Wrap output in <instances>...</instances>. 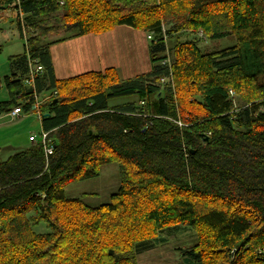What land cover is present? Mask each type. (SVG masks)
<instances>
[{
	"label": "trees",
	"instance_id": "16d2710c",
	"mask_svg": "<svg viewBox=\"0 0 264 264\" xmlns=\"http://www.w3.org/2000/svg\"><path fill=\"white\" fill-rule=\"evenodd\" d=\"M150 2L0 0L17 10L21 36L23 25L50 30L56 12L74 36L119 25L152 36L151 70L130 78L110 67L58 79L52 42L35 36L9 57L0 115L21 105L29 112L24 82L29 58L38 59L53 152L37 139L0 158V264H136L140 244L179 224L198 233L185 251L193 264H264V0ZM185 31L237 43L204 52L197 40H179L169 63L167 38ZM113 162L121 185L108 202L66 195Z\"/></svg>",
	"mask_w": 264,
	"mask_h": 264
},
{
	"label": "rangeland",
	"instance_id": "374dc122",
	"mask_svg": "<svg viewBox=\"0 0 264 264\" xmlns=\"http://www.w3.org/2000/svg\"><path fill=\"white\" fill-rule=\"evenodd\" d=\"M130 7H137L151 3L150 0H131ZM123 5V3H121ZM56 12L52 18L47 20V27L50 30L43 31L42 26H38L36 31H26L27 38L35 36L44 43L68 38L75 35L74 31H70L67 26L54 17L60 15ZM17 10L12 8H0V79L10 74L9 57L22 53L24 51L25 39L22 38L17 23ZM24 15L21 14V19ZM170 24H165L167 30ZM140 30V29H138ZM145 34V38L150 43L149 33L141 30ZM197 40L204 52L224 49L235 45L237 39L235 35L224 38L211 39L205 36L201 31L192 32L185 31L167 38V61L172 62V47L180 40L186 41ZM163 81V80H161ZM49 92L43 94L46 97ZM4 86L0 89V100L7 98ZM131 97H123L117 101L123 102ZM264 110V108H263ZM42 132L40 117L35 113L22 114L21 117L13 119L6 115V118L0 119V158L8 159L15 152L28 147L31 144L30 135L39 137ZM121 185L120 169L117 162L104 164L98 177L77 181L69 184L65 191L66 195L71 198H80L91 206H98L109 201L110 196L117 192ZM39 232L47 231L44 224L36 227ZM198 233L192 227L179 224L168 227L159 232L154 239L146 241L139 245L135 256L136 264H193L195 262L188 260L185 251L192 249L198 243Z\"/></svg>",
	"mask_w": 264,
	"mask_h": 264
},
{
	"label": "crops",
	"instance_id": "0c3cea01",
	"mask_svg": "<svg viewBox=\"0 0 264 264\" xmlns=\"http://www.w3.org/2000/svg\"><path fill=\"white\" fill-rule=\"evenodd\" d=\"M50 51L58 79L88 71H104L110 67L116 68L122 78H130L152 68L144 32L129 25H119L101 34L90 33L52 41ZM4 90L9 97L5 87ZM6 115H0V119Z\"/></svg>",
	"mask_w": 264,
	"mask_h": 264
},
{
	"label": "built area",
	"instance_id": "2783aa9c",
	"mask_svg": "<svg viewBox=\"0 0 264 264\" xmlns=\"http://www.w3.org/2000/svg\"><path fill=\"white\" fill-rule=\"evenodd\" d=\"M26 31H28V29L23 25V31H22V38L25 39V42L27 41V34ZM149 38L152 39V36L149 35ZM44 72V66L39 62L38 59H34V58H29V73L27 78L25 79V84L28 87H31L33 89V102L30 105V110L29 112H26L24 107L18 106L15 107L11 112L8 113V116L12 117L13 119L19 118L22 116V114H30V113H35L37 114L40 119L42 117V112H41V104H42V98L41 95L36 91V85H35V80L37 77H39L42 73ZM164 81H167L166 78L162 79ZM31 100L28 99L26 102H30ZM49 133L46 131H42L38 136L36 135H32L30 136V140L32 142H35L37 139H40L44 142L45 144V149L47 153H52L53 152V148L50 145V140H49Z\"/></svg>",
	"mask_w": 264,
	"mask_h": 264
}]
</instances>
